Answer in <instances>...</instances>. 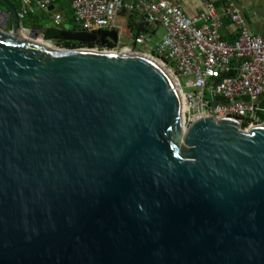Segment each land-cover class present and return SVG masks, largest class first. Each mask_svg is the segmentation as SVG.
I'll return each mask as SVG.
<instances>
[{
	"label": "water",
	"instance_id": "obj_1",
	"mask_svg": "<svg viewBox=\"0 0 264 264\" xmlns=\"http://www.w3.org/2000/svg\"><path fill=\"white\" fill-rule=\"evenodd\" d=\"M0 1V264H264L263 123L185 129L152 54L26 42Z\"/></svg>",
	"mask_w": 264,
	"mask_h": 264
},
{
	"label": "built area",
	"instance_id": "obj_2",
	"mask_svg": "<svg viewBox=\"0 0 264 264\" xmlns=\"http://www.w3.org/2000/svg\"><path fill=\"white\" fill-rule=\"evenodd\" d=\"M62 0H20L17 11L20 31L22 21L51 8ZM75 25L84 32L116 30L119 46L129 35V22L136 21L139 36L130 43L156 57L173 76L184 101V128L205 117L234 118L249 125H259L260 101L264 97V36L251 33L235 0H222L216 7L204 2L196 17L188 16L169 0H69ZM124 13V17L120 14ZM222 18L230 20L234 40L224 41L219 33ZM121 22L117 23V20ZM63 15H54V25L61 27ZM159 28L166 32L151 44ZM155 33V34H154ZM95 46H102L95 44ZM94 46V47H95ZM105 46V45H103ZM183 78H189L186 86ZM218 104L214 107V99Z\"/></svg>",
	"mask_w": 264,
	"mask_h": 264
},
{
	"label": "trees",
	"instance_id": "obj_3",
	"mask_svg": "<svg viewBox=\"0 0 264 264\" xmlns=\"http://www.w3.org/2000/svg\"><path fill=\"white\" fill-rule=\"evenodd\" d=\"M8 1L15 7L17 11L20 9V0ZM0 5L5 6L1 1ZM54 7L56 9L57 7H60V12L64 13H62L64 15L63 25L61 27H57L54 25V15L57 13L56 9L51 12H40L36 15H30L22 21L24 28L29 29L22 30L26 38L30 40L45 42L40 33L30 31L40 30L45 38L54 41L58 46L62 48L77 50V48H92L95 46V42L87 40L81 31L74 28L76 25L73 17V10L71 8V3L69 0H62ZM128 29L135 34L138 33V27L136 26L135 20L129 22ZM7 30H10L9 24L7 26ZM115 45L116 42L111 39H109L105 44V46L107 47H112ZM260 108L264 111V97L260 101ZM259 118L260 122L264 124V112L259 114ZM241 126L243 129L247 128L246 124H242Z\"/></svg>",
	"mask_w": 264,
	"mask_h": 264
},
{
	"label": "crops",
	"instance_id": "obj_4",
	"mask_svg": "<svg viewBox=\"0 0 264 264\" xmlns=\"http://www.w3.org/2000/svg\"><path fill=\"white\" fill-rule=\"evenodd\" d=\"M173 5L180 6L184 12L190 17H196L204 10V2L209 1L214 6H220L222 0H169ZM242 17L246 20L248 30L253 34L264 36V0H235ZM59 8V9H58ZM56 9V8H55ZM54 9V10H55ZM53 10V11H54ZM57 13L60 7H57ZM121 19L117 20V23ZM222 27L219 30L221 38L226 42L234 40L233 26L229 19L222 18Z\"/></svg>",
	"mask_w": 264,
	"mask_h": 264
},
{
	"label": "rangeland",
	"instance_id": "obj_5",
	"mask_svg": "<svg viewBox=\"0 0 264 264\" xmlns=\"http://www.w3.org/2000/svg\"><path fill=\"white\" fill-rule=\"evenodd\" d=\"M59 9V8H58ZM4 11V10H3ZM60 14H62V13H60ZM64 14V13H63ZM62 14V15H63ZM63 18H64V15H63ZM29 30V29H28ZM5 31H8L7 29H5ZM165 34H166V32H165V30L163 29V28H159V30H158V32H157V34H156V36H154L153 38H152V40H151V44H153V43H155V42H157V41H159L160 39H162L164 36H165ZM136 35L137 34H135L134 32H130L129 33V35H127V36H125L124 38H123V41H121V42H125V43H128V44H130V43H133L134 41H135V38H136ZM23 37L25 38V39H28V38H26V36L23 34ZM45 40V39H44ZM29 42H31V43H33V44H38V45H45V46H54V47H58V48H61V50H64V48H62V47H60V46H58L54 41H47V40H45V42H41V41H37V40H28ZM150 46V44H146V45H143V47L142 48H145V50H147V48ZM189 81H190V79L189 78H183L182 79V84H183V86L185 87V91L187 92L188 91V89H186V86H187V84L189 83Z\"/></svg>",
	"mask_w": 264,
	"mask_h": 264
},
{
	"label": "bare ground",
	"instance_id": "obj_6",
	"mask_svg": "<svg viewBox=\"0 0 264 264\" xmlns=\"http://www.w3.org/2000/svg\"><path fill=\"white\" fill-rule=\"evenodd\" d=\"M18 36H19V38L21 39V40H24V41H26V42H29L28 40L29 39H25L24 37H23V32L22 31H20L19 33H18ZM32 41V40H31ZM31 43V42H30ZM42 46H45V45H42Z\"/></svg>",
	"mask_w": 264,
	"mask_h": 264
},
{
	"label": "flooded vegetation",
	"instance_id": "obj_7",
	"mask_svg": "<svg viewBox=\"0 0 264 264\" xmlns=\"http://www.w3.org/2000/svg\"><path fill=\"white\" fill-rule=\"evenodd\" d=\"M6 8H7V7H6ZM6 8H5V6L0 5V9H1V10H7ZM16 11H17V10H16ZM9 25H10V24H9Z\"/></svg>",
	"mask_w": 264,
	"mask_h": 264
}]
</instances>
